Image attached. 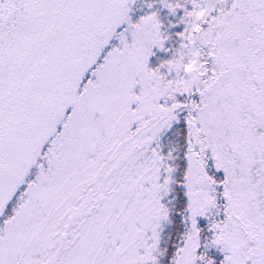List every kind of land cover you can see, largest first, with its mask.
<instances>
[{
  "label": "snow or ice",
  "instance_id": "obj_1",
  "mask_svg": "<svg viewBox=\"0 0 264 264\" xmlns=\"http://www.w3.org/2000/svg\"><path fill=\"white\" fill-rule=\"evenodd\" d=\"M0 264H264V0H0Z\"/></svg>",
  "mask_w": 264,
  "mask_h": 264
}]
</instances>
